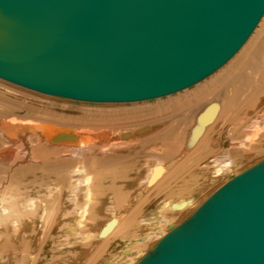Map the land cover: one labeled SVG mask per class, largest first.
<instances>
[{
    "label": "bare ground",
    "instance_id": "bare-ground-1",
    "mask_svg": "<svg viewBox=\"0 0 264 264\" xmlns=\"http://www.w3.org/2000/svg\"><path fill=\"white\" fill-rule=\"evenodd\" d=\"M32 90L69 98L66 101L90 102L98 112L106 107L134 111L137 106L147 104L151 110L167 113L158 118V123L166 119L167 127L185 124L186 128H206L205 142L214 140L218 133L220 141L228 145L222 150L213 146L209 151H202L192 157L188 167L175 168L173 173L169 171L173 161L170 153L167 161L159 158L140 180L147 191L153 190L155 194L141 209L137 206L138 192L117 193L112 190L113 185L109 188L105 185L107 174L98 154L105 150L106 144H101L91 131L60 127L48 120L30 119L11 111L4 113L0 120V171L5 172L0 181V264H136L153 250L164 234L207 198L200 196L205 190L211 186L216 190L244 170L243 166L251 158L263 155L264 104H254L253 115L248 118L241 117L237 111L249 108L264 95V12L245 41L225 62L174 92L139 100L89 101ZM166 126L138 135L149 136V140L129 141L128 158L139 157L155 140L168 136ZM242 128L245 132L242 130L236 136L234 131ZM49 147L58 149L62 156L52 158ZM78 149L83 150V156L70 155ZM24 164L33 166L38 173L33 174L27 190L20 191L12 187L15 181L12 183L14 176L9 171L12 166ZM186 173L193 176L192 185L176 180ZM163 181L167 182L166 187L160 191Z\"/></svg>",
    "mask_w": 264,
    "mask_h": 264
},
{
    "label": "water",
    "instance_id": "water-1",
    "mask_svg": "<svg viewBox=\"0 0 264 264\" xmlns=\"http://www.w3.org/2000/svg\"><path fill=\"white\" fill-rule=\"evenodd\" d=\"M263 12L264 0H0V77L89 101L153 98L219 67ZM136 264H264V158Z\"/></svg>",
    "mask_w": 264,
    "mask_h": 264
},
{
    "label": "rangeland",
    "instance_id": "rangeland-1",
    "mask_svg": "<svg viewBox=\"0 0 264 264\" xmlns=\"http://www.w3.org/2000/svg\"><path fill=\"white\" fill-rule=\"evenodd\" d=\"M8 82L10 81L6 82V80L0 78V120L4 118V113L6 111H11L14 114L16 113L15 115L23 116L30 119L48 120L49 122L64 128H69L77 131L78 130L79 131L87 130L88 132L91 131L94 135L99 137L98 140L101 144L103 145L106 144L103 147L105 148V150L99 151L100 153L98 154L99 159L104 162V171L107 174V176L104 178L105 185H108L107 186L108 188L111 185H113L116 189L113 187L112 190L114 189V191L117 193L119 191L120 192L128 191L135 193L138 192V197L140 198V201L137 202V206L141 207V209L143 208V206H145L148 200H153L155 198V194L153 193V190L147 191V189H145L144 186L140 184L141 183L140 180L142 179V177H144L146 169L148 167L158 162L160 159H165V161H167L169 159L168 153H170V155L173 157V161L169 166V171L173 173L175 168L182 167L185 169L186 167H188L190 162L192 161V157L198 156V154H201L202 151L203 152L209 151V148L213 146L214 147L216 146L217 148H219V150L228 147V145L226 146L220 141V137L218 136V133L217 135L214 136V140L208 143L205 142L206 141L205 137L207 136L208 133V130L206 128L202 130L195 129L193 127L186 128L187 125L185 124L180 127H174V126L167 127L166 119L163 120L160 119L161 123H158L157 121L159 120L158 118L163 115H166L167 113H165L164 110H156V111L155 109L151 110V107L147 104H142L143 106L140 105V107L137 106V108L135 107L136 110L134 111L133 109L130 108L126 109V107L125 108L121 107L120 110L118 107L115 109L106 107L104 111L98 112L94 107V105H92V103L90 102L88 103L89 104L88 105L87 103L85 102L83 103L82 101L80 103H77L76 101L78 100H74V99H72L74 100V102L66 101V99L69 98L44 94L26 87H21L20 85L15 83L13 84V82L10 83ZM13 102L21 103V105L18 106L11 104ZM108 103H114V102H108ZM254 104L263 105L264 95L257 98L255 102L249 105V108L243 107L241 109H238L237 111L238 114H241V117H243L244 115V117L246 116V118L252 116L253 115L252 108ZM142 108L144 109L142 110ZM244 108H246L247 111L244 110ZM248 109L251 110L249 111ZM242 113H246V114H242ZM68 115H73L74 117H70ZM165 126L167 127L166 130H168L169 133L168 136L155 140L153 145H150V147L143 150L139 157L128 158V154L130 153V150L128 151L129 146H127V143L129 145L132 142L139 143L141 141H144L145 139L149 140L150 139L149 136L139 137L138 135ZM244 129L242 128L239 131L236 130L237 132L234 131V134L236 136H239L242 134V130ZM96 130H97V134L95 133ZM244 132L245 130L243 131V133ZM130 136L132 138H130ZM199 137H203V138L200 139ZM183 142L184 145L182 144ZM117 145H119V147ZM116 146L118 148H116ZM121 146H125V147L121 148ZM138 148H141V146H138ZM49 149L50 150H48V153L51 155L52 158L58 157L60 154H61L60 156H62V153H58L59 152L58 149L53 147L52 148L49 147ZM78 150L73 153H70V155L77 157L83 156L84 155L83 150L82 149H80L79 151ZM85 151H86L85 153L89 152L87 150ZM77 153H79V155H77ZM124 153L125 155H123ZM155 155L159 157L157 158L155 157ZM122 156L124 157V159ZM262 156L259 155L253 157L254 160L253 158H251V161L249 160L248 164L245 165L246 167L243 166L244 168L242 169H245L248 166H251L252 164L264 158V156L263 157ZM31 168H33L34 170ZM11 171H13V174ZM15 171L16 172L19 171V172L16 174ZM9 172L11 174V177L14 176L11 178V180L13 179L12 183L13 181H15L12 184V187L20 191H25L29 187L28 183L38 173V170H36L33 166H29V164H24L18 167L12 166ZM111 173L112 174L114 173L113 176L111 175ZM2 175L4 176L2 177ZM15 175L17 178L15 177ZM211 176L212 174L209 175V177ZM4 177H5V172L0 171V181L1 178ZM177 179L178 181H184L185 183L187 182L189 185L190 184L192 185V183L194 182V178L190 173H186L183 176L181 175L177 176L176 180ZM166 183H167L166 181H163V183L158 189L161 191L163 188L166 187ZM138 184L140 185L138 186ZM212 188L214 189L213 186H211L208 189L206 188L207 190H205L204 194L202 193V195L200 196L208 197L214 191ZM139 189L142 191H140ZM143 194L144 196H142ZM196 196L198 197L199 194H196Z\"/></svg>",
    "mask_w": 264,
    "mask_h": 264
}]
</instances>
